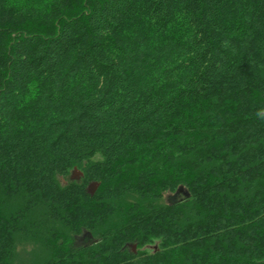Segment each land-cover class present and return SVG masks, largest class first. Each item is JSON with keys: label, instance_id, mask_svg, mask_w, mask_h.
Segmentation results:
<instances>
[{"label": "trees", "instance_id": "16d2710c", "mask_svg": "<svg viewBox=\"0 0 264 264\" xmlns=\"http://www.w3.org/2000/svg\"><path fill=\"white\" fill-rule=\"evenodd\" d=\"M0 264H264V0H0Z\"/></svg>", "mask_w": 264, "mask_h": 264}, {"label": "rangeland", "instance_id": "374dc122", "mask_svg": "<svg viewBox=\"0 0 264 264\" xmlns=\"http://www.w3.org/2000/svg\"><path fill=\"white\" fill-rule=\"evenodd\" d=\"M72 176L75 179H79V177H80V175L74 174V172H73V175H71V178H73ZM185 196H186L185 192H183L182 189H179L175 193L174 192L173 193H165L164 194V199H165L166 203H173V202H177V201L181 200Z\"/></svg>", "mask_w": 264, "mask_h": 264}, {"label": "water", "instance_id": "95a60500", "mask_svg": "<svg viewBox=\"0 0 264 264\" xmlns=\"http://www.w3.org/2000/svg\"><path fill=\"white\" fill-rule=\"evenodd\" d=\"M74 174H78L81 176V173L76 169L74 170ZM98 186H99V183H90L87 187V193L92 196L95 193V191L97 190ZM133 251L135 252V246H133Z\"/></svg>", "mask_w": 264, "mask_h": 264}]
</instances>
